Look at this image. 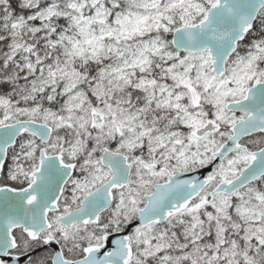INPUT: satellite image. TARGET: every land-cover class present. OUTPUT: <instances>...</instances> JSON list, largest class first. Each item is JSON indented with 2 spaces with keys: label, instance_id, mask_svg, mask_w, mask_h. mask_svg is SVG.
Returning a JSON list of instances; mask_svg holds the SVG:
<instances>
[{
  "label": "snow or ice",
  "instance_id": "snow-or-ice-1",
  "mask_svg": "<svg viewBox=\"0 0 264 264\" xmlns=\"http://www.w3.org/2000/svg\"><path fill=\"white\" fill-rule=\"evenodd\" d=\"M0 264H264V0H0Z\"/></svg>",
  "mask_w": 264,
  "mask_h": 264
}]
</instances>
